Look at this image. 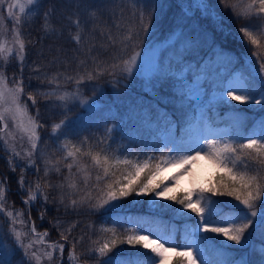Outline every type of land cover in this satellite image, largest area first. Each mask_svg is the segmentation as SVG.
I'll return each mask as SVG.
<instances>
[{
  "label": "trees",
  "instance_id": "obj_1",
  "mask_svg": "<svg viewBox=\"0 0 264 264\" xmlns=\"http://www.w3.org/2000/svg\"><path fill=\"white\" fill-rule=\"evenodd\" d=\"M84 0H43L42 5L44 8L54 9L48 19V33H45V23L40 18H33L31 14L21 17L22 24L20 31L22 32V38L27 45V67L24 69L23 79L26 85L25 93L21 98V104L29 105L27 117H35L37 109H39V122L44 127L39 128L40 142L38 144V151L35 157L36 165L34 168L27 169L25 173V188L20 190L18 184L21 176V168L16 167L15 171L11 170L9 164V157L11 153L9 151L0 150V179L7 178V187L11 191L7 194V201L15 207L23 208L26 219H28L29 209L27 210L22 203L23 197L27 198V192L29 190L28 185L34 189L36 184H40V188L43 192H50L47 187V183L50 182L53 185H59L63 183L62 190H57L52 193L57 199L59 198L60 191L65 193V203H68L69 195L82 196L84 195V178L90 175V185L95 184L96 169L92 164L90 157L84 156L77 167L72 169L73 175H69L66 162L64 161L65 151L61 149L62 144L68 145V150H72V145L79 146V141L84 137H87L89 131H99L104 127L105 122L115 121L118 124L116 132V143L123 145L122 151L132 150L140 159V155L145 156L147 150H155L154 142L157 140L155 135L159 125V121L169 116L171 119L176 120L177 132L182 134L186 131L185 127L189 121L193 118L196 108L194 102L188 97L187 94V79L191 76L192 71L187 76H178L175 72L171 71L173 65L181 64L185 59H192L196 61V68L202 65H206L210 60L213 62L221 63L226 66L228 71L233 68H245V60L251 57L252 51L256 50L264 54V46L256 49L255 46L250 45L239 33V28L242 24L261 23L259 20L252 17L249 22L245 18L241 17L239 20L235 19V13L233 12L232 5L236 4V12H242L245 10L250 0H224V3H220V0H129L134 6L131 8L130 13L137 14L134 18L130 17V21L138 23L139 10L145 9V20L148 19L147 10L151 9L152 14L156 17L153 21L154 27L149 34H171L173 29H178L177 35L172 40H164V55L160 57V67L152 74V80H149L145 84L142 79L126 75L123 71V64L116 69L114 76L105 74L97 80L91 82L87 81V73L93 71L94 65L89 61L87 66H80L78 68V62L84 59L83 55L78 54V49L82 52H87V49L94 43L97 46L95 51H101V45H105L107 42H103V36L99 33L103 31L101 21V13L106 10L105 7H114V10L119 13L120 1L119 0H91L90 7H93V11L81 10ZM95 3L97 6L94 9ZM106 3V4H105ZM209 4L211 7L208 11L198 5ZM228 5L225 8L224 5ZM132 6V5H131ZM129 15V11L126 10ZM187 14L186 16L184 14ZM4 22L0 25V33H6V39L9 38L11 29L13 27V18L8 19L4 12H0ZM95 15L99 21L94 23L92 28L90 20ZM126 22L127 16H124ZM222 18V19H220ZM79 21V25L75 22ZM223 26L228 33L225 36V32L219 31L217 25ZM183 32V35H182ZM207 34V42H201L204 39V34ZM79 35L80 44L78 45L75 37ZM2 35H0L1 37ZM94 36V39L92 40ZM13 43H14V37ZM48 40V41H47ZM32 43H29V42ZM198 44L197 47H192V42ZM166 42V43H165ZM11 44V46L13 45ZM262 45H264V39H262ZM43 51V57L37 55L40 51ZM222 50V51H221ZM110 52V49H109ZM59 53V54H57ZM59 57V62L55 65H49L54 57ZM101 60L106 59L105 56L100 57ZM254 59V58H253ZM2 63V61H0ZM112 63V62H110ZM211 63V64H212ZM39 66L41 73L47 72L51 77L57 72L61 73L59 78V87L53 83L49 85L47 79H44L43 84L40 80L32 78L34 76L32 68ZM104 67L102 63L100 65ZM259 68V65L256 66ZM246 72L250 71V68H245ZM15 76H19L18 62L13 58L8 66L6 76L8 77V85L12 87V79ZM255 74L253 73V76ZM67 76H72L74 79L68 81L65 79ZM80 76L84 77L85 82L81 85L75 83V79ZM179 77V78H178ZM43 79V76L41 77ZM163 80L167 78L165 84H160L158 79ZM187 78V79H186ZM249 87L253 91L259 90V80H252L248 77ZM30 85V86H28ZM155 86V87H154ZM56 88L57 90L65 89L70 93L82 94L84 96H95L97 106L92 110H84L76 105L61 104L55 97L51 100H46L42 96H37V105L32 107V102L27 99L28 92H36L37 89L41 91L51 90ZM172 92H176L177 99L174 102L167 104L161 102V98L165 95H171ZM183 94L181 98L179 94ZM58 95V94H57ZM230 101V103H229ZM71 108V111L67 109ZM210 118L214 122H226L232 124L234 127L236 124H243L244 128L252 125L257 120H264V111L254 106H249L248 103H239L238 101H232L231 98L216 99L211 103ZM239 115V123L233 119V115ZM67 118L69 121L68 127L64 128L58 133L59 139L51 136L53 125L59 123L61 120ZM20 121L16 118V122ZM9 120V124H10ZM7 133H11L10 137ZM5 139H7V145H4L3 140H0V149L13 148L14 151L20 153V157H13V163L26 165L28 157L24 154L31 151L30 142H27L25 134L19 132H5L3 133ZM28 138V137H27ZM70 141V143H69ZM27 142V145H24ZM109 144V142H108ZM111 149H107L108 153L115 159V152ZM88 144L83 146L85 152L91 150L93 154L101 152V149L105 147L97 146V150ZM156 156V154H155ZM130 159V158H129ZM132 160V159H131ZM67 162H71L69 159ZM87 167V171H77V168ZM154 166V165H153ZM231 167V165H230ZM255 167V166H253ZM39 169L37 174L36 169ZM49 169V175H44V169ZM56 168L60 169V172L55 171ZM125 167L123 165L113 169L116 176H119L124 172ZM236 171H244L243 167H238ZM102 174V173H101ZM264 175V172L261 173ZM148 173H142L141 179L146 181ZM67 177V179H65ZM223 179L229 184L232 181L228 178V175L224 171H216L212 177L208 187L218 186L219 182ZM75 182L77 187L75 189L69 188L68 184ZM264 182V181H262ZM102 187V185H101ZM202 187H198L199 190ZM187 192L178 190L172 196L182 198ZM102 193L98 190L93 191V202L100 197ZM206 196H210L211 193H205ZM151 194L147 196L131 195L119 202V206L112 210H101L95 215H88L86 211H82L81 214H65L64 206L59 205V211H57V204L49 202L45 204L43 197H40L34 205L31 207V217L35 221L36 229L38 231L47 230L49 235L46 237V242H41L37 236L30 234L29 226L23 224H16L18 229H22L20 232L23 234V243L28 244L26 241L29 233L32 236L30 243L32 247L28 250L29 255L33 251L43 257L47 244L53 241L65 243L61 240L60 231L67 230L69 225L78 221V225L72 230L69 241L66 243L64 252V264H70L67 255L68 251L72 249L73 238L79 239L82 235L83 241L76 245L75 252L78 257L76 263L91 264V261L87 259L86 252L91 244L99 245L105 240H111L113 238L123 239L127 235H130L129 227H125L123 219L127 213H137L141 217L147 214H152L156 219L162 221H173L177 224V241L181 242L188 238L191 234L190 227L192 224L198 221V217L191 210H181V206L174 201L166 199L150 200ZM213 200L228 202L223 205L225 209H237L238 202L233 197L226 196H212ZM153 204V205H152ZM9 206L8 202L6 203ZM10 207H12L10 205ZM25 208V209H24ZM47 209L46 215L43 221L40 219V213ZM152 217L153 219H155ZM59 219L61 221V229L53 227L54 222ZM91 225V227H89ZM102 228L112 229L115 228V236L111 231H102ZM250 246L238 247L231 246L225 247V239L220 236L217 237L213 233H201L202 243L206 247L207 251L215 258L220 260H228L230 256L239 257L245 256L249 264H260V256L264 253L261 252L262 248L258 247V244L264 245V224L260 222L250 230ZM8 246L11 247L9 251H6L0 244V260L7 261L8 264H21L24 260V250L20 248L14 241H8ZM228 245H232V242H227ZM181 251V250H177ZM226 255H224V254ZM231 253V255H228ZM115 255H144L145 257H154L150 249H145L142 245H128L127 243H118L116 248L109 254L110 257ZM59 256V253H57ZM181 257H177L172 253L166 264H179ZM32 264H37L35 260ZM40 264H50L47 259H42ZM51 264H56V261H52ZM75 264V263H74ZM113 264V261H112Z\"/></svg>",
  "mask_w": 264,
  "mask_h": 264
},
{
  "label": "snow or ice",
  "instance_id": "obj_2",
  "mask_svg": "<svg viewBox=\"0 0 264 264\" xmlns=\"http://www.w3.org/2000/svg\"><path fill=\"white\" fill-rule=\"evenodd\" d=\"M43 0H26L27 5L29 6L27 11H35L36 15H39V7L42 4ZM150 3L151 0H148ZM136 0H134V4ZM220 3H224V0H220ZM6 6V7H5ZM34 6V7H33ZM203 7L205 11L210 9L209 4L198 5ZM225 8L228 5H224ZM238 5H232L233 12L235 13V19L239 20L241 17L245 18L249 22L252 17L255 16L257 20L261 23L257 28H253L250 24H242L239 28V33L242 34L243 38L246 39L250 45L255 46L256 49L264 46L262 45V39H264V0H250V3L246 5L245 10L242 12H236ZM19 9L21 14L26 12L25 5L20 2V0H0V12H7V18L13 19V27L11 29L15 39L12 46H6L5 43L0 42V140H3L4 145H7L8 141L5 139L3 133L9 129V120L12 121V125L16 126V118L20 114L27 115L29 105L24 103L21 104V98L25 93V83L23 79L24 69L27 67V45L24 39L22 38V32L20 27L22 24L21 16L14 13V9ZM54 11V9H48L43 13L45 19V33H48V24L47 21L49 16ZM148 19L145 20V9L141 8L139 10V20L138 28L135 32L131 29L127 31L126 35H123L122 39H117L109 33L107 34V43L101 45V51H95V45L87 49V52H82L79 49L78 54L83 55L84 59L78 62V68L80 66H87V63H91L95 66L93 71L87 73V81L91 82L97 80L100 77H103L105 74L109 76H114L116 74V69L123 64V72L126 75H131L133 73V68L135 67L137 71L140 70V65L137 64V58L141 54L136 52V48L139 46L136 41L142 43L141 33L143 35H148L151 33L152 28L154 27L153 21L156 17L152 14V10H147ZM123 15V13L121 14ZM136 13H133V17H136ZM187 15L186 13L184 14ZM34 18V17H33ZM222 19V18H220ZM3 18H0V25H3ZM79 25V21L75 22ZM117 29L120 28L119 24H116ZM217 28L219 31L225 32V36L228 33L225 31L222 25L218 24ZM255 32V34H254ZM0 35H6V33H0ZM101 35H106L104 32H101ZM183 35V32H182ZM77 44H80V37L77 35L75 37ZM203 43L207 42V34H204V39L201 41ZM29 43H32L31 41ZM191 43L192 47H197L198 44L194 41L186 42ZM119 46V51L115 49ZM131 48L133 54L129 59H124L120 53H126L128 49ZM109 49L114 51L109 52ZM222 51V50H221ZM37 55L43 57L44 53L41 50ZM105 56L106 59L101 60L100 57ZM15 59L18 62L19 67V76H15L12 79V87L8 86V77L6 72L8 66L11 62V59ZM254 58V59H253ZM111 60L112 63L108 61ZM59 62V57H54L49 61V65H55ZM105 66L101 68V64ZM259 65V68L256 66ZM245 68H250L248 72L249 79L259 80V95L254 97L249 91V87L246 86L244 89L239 90L241 94H234L235 89L228 90L227 95L231 97L232 101H238L239 103H255L261 106V110L264 111V54L253 50L251 57H248L245 60ZM34 76H30L29 80L32 78L40 80L43 84L44 79H47L49 85L53 83L56 84L57 88L59 87V78L61 73L57 72L55 75L49 77L47 72L41 73V68L37 65L32 68ZM253 73L255 74L253 76ZM43 76V79L41 78ZM179 78V77H178ZM68 81H72L74 78L72 76L65 77ZM160 84H165L167 78L160 80L157 78ZM85 82L84 77L80 76L78 79H75V83L79 86ZM30 86V85H28ZM155 87V86H154ZM177 93L172 92L171 95H165L161 98L162 103L174 102L177 99ZM180 97H183V94H179ZM37 96H42L46 100H51L53 97L61 104H67L70 94L64 92L57 95V89H51L46 91H41L37 89L36 92H28L27 99L32 102V107L37 105ZM71 96H75V93H72ZM222 99H224L222 97ZM230 103V101H229ZM71 111V108L67 109ZM39 116V109L35 117H29L28 126L25 127L23 123L20 124L21 129L28 133L29 140L31 141V151L26 152L25 155L28 157V163L26 165H20L13 163V157H20V153L14 151L13 148H4L0 150L9 151L11 153L9 157V164L11 170L15 171L16 167L21 168V176L19 178L18 184L20 190L23 191L25 188V173L27 169L34 168L36 165V155L38 151V144L40 142V134L38 129L44 127L43 124L39 122L37 118ZM69 121L67 118L61 120L59 123L53 125L51 136L59 139L58 133L64 128L68 127ZM111 132V129L108 130ZM11 135V133H9ZM202 143L198 140L196 146L189 147L185 149L182 146L174 145L169 149L167 158L161 157L158 162L153 164L152 160L155 158L153 156H148L143 162H138L131 160L124 156L123 159L119 155L115 156L113 159L107 151L110 148V144H107L105 148L101 149V152L93 154L91 150L85 152L83 146L88 144L89 138L84 137L80 142L79 146L73 144L72 150H68L67 144H62L61 149L65 151L66 155L64 156V161L69 172V175H73L72 169L77 167L80 164L81 159L84 156L90 157L93 166L95 167L96 176L95 184L90 185L91 176H85L84 178V195L82 196H73L69 195L68 203H65V193L60 191L59 198L52 193L57 190H62L64 185L63 183L59 185H53L48 182L47 187L50 189V192H43L40 188V184L37 183L33 189L31 185H28L27 198L22 200V203L29 208L28 219L24 220L23 211H6L5 204L7 203V194L11 191L7 187V178L0 179V214L6 215L10 220L11 224L9 225L10 232L14 234L16 243L20 248L24 250V258L27 261V264H32V261L35 260L37 264H40L42 259H47L50 264L52 261H56V264H64V252L66 248V243L69 241L71 232L78 225V221L73 222L69 225L67 230L60 231L61 240L65 243H60L58 241H53L47 244V249L45 250L43 257L37 255L35 251L29 255V249L32 247L30 244H24L21 239V233L16 230L15 224L19 219L20 223L29 226L30 224V234L33 236H38L40 241L43 242L45 238L49 235L48 231L45 230L43 233H38L35 225V221L32 220L30 209L34 203L40 198L43 197V202L47 204L51 197V202L57 204V211H59V205L64 206L65 214H81L82 211H86L88 215H95L101 210H112L115 207L119 206V202L131 195L136 196H147L151 194L153 198L162 197L169 201H174L176 204L181 206V210H191L192 213H195L199 218L196 224V231L204 233H213L217 237H224L225 247L238 246L246 247L250 246V235L251 228L256 223V218L261 217V223L264 224V175L261 173L264 172V135L260 136L257 139L246 138L243 142H237L234 140H218L204 136L200 138ZM70 143V141H69ZM99 143L103 144L104 141ZM71 162H67L68 160ZM206 159L214 167L223 170L228 178L232 181L229 184L227 181L221 179L218 186H213L209 188H200L198 191H189L182 198H177L175 196L167 195V192L170 190L168 187H164L161 191H157L160 188V184H155L153 186L152 181L155 178L156 174L164 166H175L177 168H183L184 171L189 169L185 166H190L195 163L197 160ZM123 165L125 167L124 172L119 176H116V173L113 169L118 168V166ZM231 165V167H229ZM243 167L244 171H236L238 167ZM255 166V167H253ZM39 169H36L37 174ZM57 173L60 172L59 168H56ZM77 171H87V167L77 168ZM148 173L149 178L147 182L141 179L142 173ZM102 173V174H101ZM44 175L47 177L49 175V169H44ZM67 179V177L65 178ZM102 185V187H101ZM69 188L75 189L77 187L75 182H70L68 184ZM99 191L102 193L100 197L96 199V202H93V191ZM205 193H211L210 196H206ZM212 196H226L233 197L235 201L238 202L236 206L239 210L234 209H225L223 205L228 202L213 200ZM242 206V207H240ZM47 209L40 213V219L43 221L44 216L46 215ZM53 227L58 230L61 229V221L57 219ZM91 227V225H89ZM102 231L108 232L111 231L113 236H115V228L107 229L102 228ZM25 236L29 233H25ZM264 235V234H262ZM83 235L79 238H73L72 249L68 251V260L71 264L72 261L78 259L75 248L76 245L83 241ZM227 242H232V245H228ZM118 243H127L128 245H142L145 249H150L151 253L154 254V258H158V264H166L167 254L174 253L177 257H181L179 264H197L199 257L194 255V249L190 247H185L181 251H177L178 245L166 247L160 239L149 240L147 236L139 235H127L123 239L113 238L111 240H105L102 244H99L98 247L89 248L86 252V257L89 260H94L95 264H112V257L109 254L116 248ZM264 253V248L261 250ZM59 253V256H57ZM149 258L150 264H157L156 259ZM0 264H4L0 260ZM10 264V262H9ZM21 264H25V261L22 260ZM200 264H203L200 261ZM225 264H249L244 258H234L233 260L226 261ZM260 264H264V254L260 256Z\"/></svg>",
  "mask_w": 264,
  "mask_h": 264
},
{
  "label": "rangeland",
  "instance_id": "obj_3",
  "mask_svg": "<svg viewBox=\"0 0 264 264\" xmlns=\"http://www.w3.org/2000/svg\"><path fill=\"white\" fill-rule=\"evenodd\" d=\"M90 1L91 0H84L82 3V9L81 10H89L93 11V7H90ZM111 1V0H109ZM120 3V9L121 11L117 13L114 10V7H105L106 10H104L101 13V21L102 29L106 35L103 36V42H107V34L109 33L114 37H116L118 40L123 38V35L127 34V31L131 29L133 32H135L138 28V23L135 21H130V17L133 16V14L130 13L131 8L134 6L132 3H130L129 0H119ZM22 4L25 5L26 12L21 14L19 12V9H14V13L16 15L25 16L28 14H31L30 16H35L34 18H40V20L43 23L45 22L43 13L48 10V8H44L41 4L39 7V15H36L35 11L28 12V5L26 3V0H20ZM106 4V3H105ZM132 5V6H131ZM97 6L95 3L94 9ZM6 7V6H5ZM34 7V6H33ZM129 11V15L126 12ZM7 15V12H4ZM123 13V15H121ZM2 16V14H0ZM127 16L126 22L124 21L125 17ZM15 17H13L14 19ZM99 21L93 15L91 17L90 23L93 28L94 23ZM48 22V21H47ZM116 24L120 25V28L117 29ZM260 25V23H250V26L253 28H257ZM178 32V29H173L171 34H163V36H160L159 34H151L149 37L148 35H143L141 33V40L142 43H139V41H136V43L139 44V46L136 48V52H139L141 55L137 58V64L140 65V70L137 71L136 68H133V73L130 76L137 77L138 79H142V81L147 84L149 80H152V74L155 70L159 69L160 67V57L162 54L164 55L163 49H164V40H172L176 37ZM255 34V32H254ZM10 35L8 39H6V35H2L0 37V42H3L6 44V46H11L13 43L14 35L12 31L10 32ZM15 39V37H14ZM94 39V36L92 40ZM48 41V40H47ZM166 43V42H165ZM95 46L96 43H94ZM98 48V46H97ZM114 51L113 49H110V52ZM115 51H119V46L115 49ZM59 54V53H57ZM133 54L131 48L128 49L126 53H120L124 57V59H129L130 56ZM109 63L112 62L111 60L108 61ZM212 63V62H209ZM195 65V61L191 59H186L181 65H173L172 66V72L177 73V75H186L189 70ZM124 67V66H123ZM103 68V67H101ZM123 70V68H122ZM245 68H240L237 70H232L230 72H227V69L221 64L217 62H213L208 66V64L202 65L200 67L194 68L192 71V77L188 82V93L189 95L194 99L197 106V114L195 115L194 119L188 124L187 130L185 131L184 135H177L175 131V124L172 121H169V119L166 117L165 120L161 122V126L158 129V135L160 137V142L157 144L156 152L160 153V156L155 157L153 153H151V150L147 151L149 152L145 157L141 159L143 162L148 156H153L155 159L151 161L153 165L158 162L159 158L165 157L167 158L169 149L172 148L174 145L182 146L185 149L189 147L196 146V142L199 140L200 143H202V140L200 138L207 136L209 138L218 139V140H228L231 136H235L236 140H244L246 138H253L257 139L260 136L264 135V123H256L252 128L248 129L247 131L243 130H234L229 124H222V125H213L210 123V119L208 116V108H209V101L217 98V97H223V98H230L227 95L228 90H237L234 92V94H241L239 90H242L246 86L247 78H248V72L245 71ZM9 86V85H8ZM13 86V85H12ZM248 86V83H247ZM11 87V86H9ZM64 92H67L70 94V98L68 100L69 104L76 105L79 108H83L84 110H92L97 106V101L95 96H84L82 94H77L75 96H71L72 93L68 92V90L60 89L57 90V94H62ZM254 97H258L259 92L257 93H251ZM255 103H250V105H254ZM17 118L20 120L18 123L16 122V126L14 127L12 125V121L9 124V129L6 132H12L20 134H25V137L27 139V142L31 141L29 140L28 133L24 132L20 124L23 123L25 127L28 126V117L24 114H20L17 116ZM118 123L115 121H110L105 124L103 128H101L99 131L93 132L89 131L87 137L89 138V146L93 149L97 150V146L105 147L108 142L110 144V148L115 144L116 142V132L118 128ZM111 129V132L108 130ZM7 136L10 137L9 133H7ZM81 141V140H80ZM79 141V142H80ZM100 141H104L103 144L99 143ZM27 142H24V145H27ZM156 143V141H155ZM79 145V144H78ZM122 145L118 144L113 147V150L115 154L119 155L121 159H123V155L125 154L122 152ZM25 154V153H24ZM132 157V156H131ZM28 163V160H27ZM189 170L184 171L183 168H177L175 166H164L162 169L156 174L155 178L152 181V184L160 183V188L157 189V191H161L164 187H168L170 190L167 192V195L172 196L175 194L176 191L180 189H184L189 191H195V188L198 185H207L212 174L214 171L218 168L214 167L209 161L206 159H200L197 160L195 163H193L190 166H185ZM151 199H164L162 197H156ZM9 206L5 204V210L6 211H23V208L21 207H14L10 201H7ZM10 205L12 207H10ZM24 212V211H23ZM24 220H27L24 214L23 217ZM261 219V217H257L256 220ZM124 222L129 225L131 228L130 234L133 235H139V236H147L149 240H155L160 239L162 243L165 244L166 247L178 245L180 247L177 248V250L184 249L185 247H190L194 249V255L199 257V260L197 261V264H200V261L203 262V264H225L226 261H222L219 258H214L212 255H209L201 242V236L200 233L196 231V226L193 228V233L191 236L185 241H182L181 243H177L175 239V229L176 226L174 223H165V222H154L151 220V215H148L145 217H140L138 214H128L126 215ZM11 224V220L3 214H0V244L1 246L6 250L9 251L11 247L8 246V241H14L15 236L10 232L9 225ZM16 224H21L19 219L17 220ZM15 224V228L17 231L21 232L22 229H18V227ZM43 233V232H40ZM23 234H21V239ZM32 238L31 235H28V238L24 241H26L28 244H30V239ZM39 238V237H38ZM46 239V238H45ZM45 242V241H44ZM17 244V243H16ZM18 245V244H17ZM99 245H93L91 244L89 248L98 247ZM88 248V249H89ZM171 255V252L167 254V260L169 256ZM68 258V255H67ZM150 257L145 256H134V255H128L120 257L116 255L113 258V264H150L149 261ZM154 258V257H151ZM241 258V257H239ZM243 258V257H242ZM157 261L158 264V258H154ZM238 259V258H237ZM233 260V259H230ZM91 264H95L94 260H90ZM4 264H8L7 261H3ZM77 264L76 261H72L71 264ZM82 264V263H79Z\"/></svg>",
  "mask_w": 264,
  "mask_h": 264
}]
</instances>
